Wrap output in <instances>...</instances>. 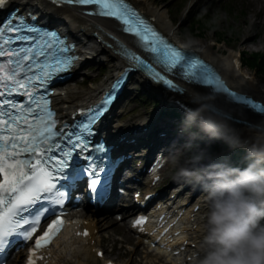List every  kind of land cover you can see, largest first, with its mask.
Returning <instances> with one entry per match:
<instances>
[{
  "label": "snow or ice",
  "instance_id": "obj_1",
  "mask_svg": "<svg viewBox=\"0 0 264 264\" xmlns=\"http://www.w3.org/2000/svg\"><path fill=\"white\" fill-rule=\"evenodd\" d=\"M7 2L0 0V8ZM51 2L57 5H95L87 14L119 21L122 25L120 30L132 34L136 38L133 42L150 54L148 60L142 59L117 41L119 55L131 66L128 71L138 69L169 89L184 92L185 89L166 78L175 70L176 75L193 85L210 86L211 92L217 96L226 94L229 101L264 113V107L259 103L231 91L210 65L170 45L126 0ZM28 17L35 19L31 13ZM72 48L58 33L35 27L27 22L25 16H18L15 23L9 20L0 26V97H4L0 99V254L12 243L10 237L30 240L40 220L55 214L56 209L51 204L63 203L65 193L61 189L67 186V181H75L87 173L90 176L89 190L96 198L103 199L108 193L114 162L105 168L104 156H88L85 157L86 167L81 168L79 157L88 150L84 135L92 134V126L106 111L113 94L106 97L101 106L88 110L87 122L77 125L79 131L64 133L63 129L59 132L54 130L57 121L54 111L49 108L50 102L33 93L34 88L46 87L54 76L72 68L76 59L69 55ZM122 83L123 78L113 89ZM14 93L27 97V105L7 98ZM76 149L80 152L73 160ZM96 152L104 153V145L98 144ZM70 161L72 171L68 173L66 169ZM61 179L66 183L58 187L57 182ZM143 222L141 218L136 224ZM62 223L60 218L52 220L43 235L36 239L35 249L50 243ZM26 225L28 227L25 228ZM28 264L35 262L30 258Z\"/></svg>",
  "mask_w": 264,
  "mask_h": 264
},
{
  "label": "clouds",
  "instance_id": "obj_2",
  "mask_svg": "<svg viewBox=\"0 0 264 264\" xmlns=\"http://www.w3.org/2000/svg\"><path fill=\"white\" fill-rule=\"evenodd\" d=\"M193 103L199 106L187 114L183 125L192 140L203 133L229 147L242 146L239 134L226 136L216 119L201 118L197 123L208 108L196 97ZM193 127L199 132H192ZM258 143L249 149L246 167L222 162L202 165L207 158L202 150L189 158L192 167H181L177 173V179L200 183L207 191L203 255L193 254L192 264H264V136L258 137Z\"/></svg>",
  "mask_w": 264,
  "mask_h": 264
},
{
  "label": "bare ground",
  "instance_id": "obj_3",
  "mask_svg": "<svg viewBox=\"0 0 264 264\" xmlns=\"http://www.w3.org/2000/svg\"><path fill=\"white\" fill-rule=\"evenodd\" d=\"M262 2L264 4V0H250L247 2V4H252L255 8L258 5L261 7ZM196 3L197 1L195 0H189L186 5L195 6ZM134 4L138 6L147 17L153 19L157 29H159L164 35L168 36L171 41L180 42L176 36L177 33L175 27H173L171 22L168 20L166 12L162 8L153 7L152 2H150V0H134ZM257 14L258 16H254L253 18L255 19L256 17H258L260 22L263 21L264 10ZM78 15L80 16L77 11L71 12V18L73 19V21H75V24L77 26V30L74 32V35H80L82 37L81 41H79V44L82 49L83 57L87 58L90 53H94L96 58L98 59L108 58L107 62L109 64V71L113 72L115 68L122 65V63L118 61L116 56L113 55L115 42L110 39H105L106 43L111 45V47L107 49L106 46L102 44H97L95 46L92 45V38H89V40H87L86 42H84V39L86 36L89 37V35L93 31H95L97 34H101V32H109L122 42H128V38L117 35L114 32L113 29H115L117 26L112 21L97 19L92 20L85 17H79ZM250 25L251 24H248V27ZM252 26L253 25H251L249 28L252 29ZM256 26L258 27L259 25L256 24ZM248 27L245 29L246 31H248ZM246 33L248 34V32ZM247 34L245 35V38L243 39L242 43H240L237 51L228 50L223 53L221 48L215 49L214 45H208L204 48H200V57L216 68V70L220 73L221 77L225 80L226 84L232 90H235L239 93L247 94L251 96L254 100L259 101L264 105V88L258 86L257 80L254 77L248 75L246 72H244L239 66V55L241 54V52H244L245 50L247 51L248 46L254 43V36H249V34L247 36ZM190 47L196 48V46L193 45H191ZM105 80L95 87H90L84 92L75 88V91L73 92L67 91L66 97L64 98H59V96H56L54 106L57 109L58 115L61 116L62 112L67 108L71 109L73 107L71 105H73L74 102H84L86 99H93V96L95 95L99 87L105 85ZM145 83L146 82L143 80L142 85H144ZM150 90L155 95L160 96V101L163 104H166L170 101L169 97L164 98V96L160 94L159 89L157 87H153ZM185 90L186 91L181 96V98L186 102L190 103L193 109H196L199 106L198 104L193 103V97H196L203 104L211 103L213 105H216L220 108H223L226 112L233 114L236 118L243 119L254 127H259L260 129L258 130L253 127H247L243 125H227L223 123L224 127L227 128V131L230 133V135L239 134V138L242 144L245 145V151L247 153L253 145H256L257 147L259 146L258 137L264 136V117H255L240 107L227 105L224 103V98L220 96H210L209 93L204 89L185 87ZM154 116H156V114ZM139 125H142V123H139ZM126 127L127 125L125 123L120 126L118 131L122 132V130ZM80 214L82 215V217H77V219L94 224L96 228L102 229V231L104 230L105 233L109 236H112L113 233L116 231V229L114 228V226L116 225L111 221L110 217H107L108 215L102 217V219H97L93 215L92 211ZM122 239L125 242L131 240V237L127 231L123 234ZM52 253L56 255V260L53 264H83V262H90L92 264L96 263V261L91 259V257L87 253L84 254L83 259H81L79 257L80 254L78 249H69L67 235H64L61 240H58L54 243ZM81 253H83V251H81ZM144 255L145 257L147 256L146 253H144ZM148 256H152L151 259L153 260V264L155 263V261H158V258L156 256ZM13 264L16 263L13 262Z\"/></svg>",
  "mask_w": 264,
  "mask_h": 264
},
{
  "label": "rangeland",
  "instance_id": "obj_4",
  "mask_svg": "<svg viewBox=\"0 0 264 264\" xmlns=\"http://www.w3.org/2000/svg\"><path fill=\"white\" fill-rule=\"evenodd\" d=\"M186 1L188 0H150L153 7L162 8L166 12L168 20L176 29V36L180 42L193 45L198 48L214 45L215 49L221 48L222 52L224 53L228 50L237 51L240 43H242L245 35L247 34L246 32H248L249 36H254V40L252 39L254 43L248 46L247 51L245 50L239 55L240 62L242 64L241 69L248 75L254 77L258 82V86L264 88V77L262 76L263 73L250 66L246 62V59L250 60L253 55H257L254 61L256 66L258 65V61L264 55V17L263 21H261L262 23L258 17L255 19L253 18L254 16H258L257 13L264 10L263 2L261 7L259 6V8H257L256 6L254 8L252 4H247V2L250 0H246V7L242 6V4H237L236 2L224 6V2L221 1L220 3L211 7V10L206 13L203 12L204 9H200L206 8L212 0H203L202 3H200L197 7H194L189 18L181 19L179 16L180 8ZM197 16H199L200 19L204 21L201 23H205V27L207 28L206 31L201 32L198 27L193 28V31H191L190 22L194 19V17ZM248 24L253 25V28H249L251 25L248 27ZM256 24L259 26L257 27ZM211 26H213V28H211ZM247 27L248 31L245 30ZM87 70H91L87 73L88 79L93 77L96 73H99V78L95 83L103 81L105 76L109 74L106 69L100 70V68L97 66L89 67ZM133 81L134 80L131 82ZM139 93L140 91L137 87L136 92L126 98L130 100L129 108H134V110L131 112L132 114H137L140 111H144L148 116H151L158 114L159 111L163 109L164 106L155 100L156 98L151 94V92L145 94L146 97ZM152 103H156L158 107H153ZM213 142H215V139L207 141L206 144L197 149L199 142L197 140L194 141L191 146L189 145V149L182 156L183 162L181 167H185L189 164L188 160L193 156L194 153H199L202 150L206 152V148L211 146ZM228 148L232 150L235 149L232 147ZM229 149H227L225 152H228ZM211 156L212 154L207 153V158H210ZM114 228L116 229L115 232H117L118 235L123 232V229H119L116 226H114ZM107 242L111 243L110 240ZM122 256L123 253L121 251H117L115 253V257L111 258H124ZM150 260L153 261L152 259ZM127 261V258L123 260V262ZM143 262L144 261H142L140 264Z\"/></svg>",
  "mask_w": 264,
  "mask_h": 264
},
{
  "label": "trees",
  "instance_id": "obj_5",
  "mask_svg": "<svg viewBox=\"0 0 264 264\" xmlns=\"http://www.w3.org/2000/svg\"><path fill=\"white\" fill-rule=\"evenodd\" d=\"M201 22H204L202 19H193L191 22H190V29L191 31H193V28L195 27H198V29L201 31V32H204L207 30V28L205 27V23H201ZM211 28H213V26H211ZM257 55H253L251 57L250 60L246 59V62L247 64H249L250 66L254 67L255 69L259 70L262 74V76L264 77V55L261 57V59L258 61V65L255 66V59H256ZM165 113L168 115H172V116H178V114L172 110V109H167L165 111ZM235 159H238V156L235 155L234 156ZM236 164V163H235Z\"/></svg>",
  "mask_w": 264,
  "mask_h": 264
}]
</instances>
